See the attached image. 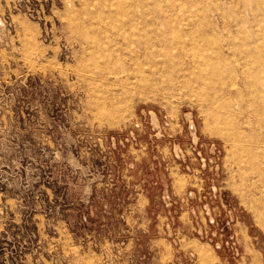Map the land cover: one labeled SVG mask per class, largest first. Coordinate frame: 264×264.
<instances>
[{
	"label": "rangeland",
	"instance_id": "1",
	"mask_svg": "<svg viewBox=\"0 0 264 264\" xmlns=\"http://www.w3.org/2000/svg\"><path fill=\"white\" fill-rule=\"evenodd\" d=\"M0 264H264V0H0Z\"/></svg>",
	"mask_w": 264,
	"mask_h": 264
},
{
	"label": "bare ground",
	"instance_id": "2",
	"mask_svg": "<svg viewBox=\"0 0 264 264\" xmlns=\"http://www.w3.org/2000/svg\"><path fill=\"white\" fill-rule=\"evenodd\" d=\"M194 1V0H193ZM176 3V2H175ZM193 20H194V18H193ZM199 20H200V18H199ZM225 20V19H224ZM191 21V20H190ZM225 24V23H224ZM249 26V25H248ZM247 28V27H246ZM202 29V28H201ZM242 30H244V29H242ZM201 31V30H200ZM254 32V31H253ZM255 34V33H254ZM259 34V33H258ZM179 38V37H178ZM205 39V38H204ZM203 39V40H204ZM197 40V39H196ZM202 40V41H203ZM180 41V40H179ZM198 41V40H197ZM205 41H207V40H205ZM200 42H201V40H200ZM261 42V41H260ZM182 43V42H181ZM187 43V42H186ZM204 43V42H203ZM259 43V42H258ZM260 44V43H259ZM203 46V45H202ZM194 47V46H193ZM204 47H205V45H204ZM192 54V53H191ZM203 55V54H202ZM193 56V55H192ZM194 57V56H193ZM194 60H196V59H194ZM196 63V62H195ZM197 66V65H196ZM203 67V65H200V68H202ZM199 79V78H198ZM200 80H202L203 82H204V78L203 77H200ZM233 108H235V106H233Z\"/></svg>",
	"mask_w": 264,
	"mask_h": 264
}]
</instances>
